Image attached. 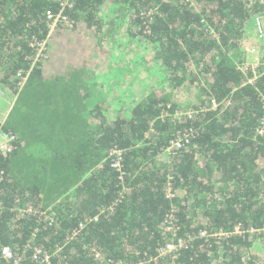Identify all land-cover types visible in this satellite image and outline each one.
Listing matches in <instances>:
<instances>
[{"label": "trees", "instance_id": "obj_1", "mask_svg": "<svg viewBox=\"0 0 264 264\" xmlns=\"http://www.w3.org/2000/svg\"><path fill=\"white\" fill-rule=\"evenodd\" d=\"M58 8L0 0L18 137L0 161V244L21 264H264V45L255 69L244 52L264 0H78L49 35ZM124 56L158 83L128 106L109 84ZM171 240L184 247L162 253Z\"/></svg>", "mask_w": 264, "mask_h": 264}, {"label": "built area", "instance_id": "obj_2", "mask_svg": "<svg viewBox=\"0 0 264 264\" xmlns=\"http://www.w3.org/2000/svg\"><path fill=\"white\" fill-rule=\"evenodd\" d=\"M77 1L78 0H58V6H59L58 11L55 12V11L50 10L46 13V19H47V22L50 28L49 35H52L61 26H66L69 28L73 27V22L70 20L67 14V11L69 9H72L76 5ZM262 17L263 18H259L258 20H256L255 30L257 32L258 39H260L261 42H264V15ZM47 43H48V40L34 42L31 44V47L34 49L36 53V56H35L36 62L45 56V53L47 50ZM246 50L249 54H253L256 56L260 54L261 60H262L263 53L261 51V48L251 47V48H247ZM261 60L256 65H253L249 62H247V65H250L255 69V67L260 65ZM4 126L5 124L3 122H0V161L3 157L5 158L11 153H13L18 145L17 135L13 131H6ZM257 133L261 137H264V118L262 119V122L257 129ZM172 147L181 148L182 147L181 140H177L173 142ZM109 154H110V158L112 162L111 163L112 167L121 171L123 151L120 149L114 148L110 150ZM2 179H3V169L1 168V165H0V182L2 181ZM168 192H169L168 197H173L172 194L170 193L171 189H169ZM29 212L34 213L32 209H30ZM95 220H97V218H95ZM81 227L83 228L84 225L82 224ZM171 229L172 227L169 228V230ZM201 235L203 237H206L207 234L203 232L201 233ZM184 243L185 241L183 240H179V241L171 240L164 248L165 251H162V250L161 251L162 253L174 252L177 249V247H184ZM33 250H34V254H33L34 260L44 261L46 263L50 262V255L48 254V252L44 251L41 247L36 246L33 248ZM2 262L3 263L11 262L12 264H21V258L16 255L12 247L0 244V264Z\"/></svg>", "mask_w": 264, "mask_h": 264}, {"label": "rangeland", "instance_id": "obj_3", "mask_svg": "<svg viewBox=\"0 0 264 264\" xmlns=\"http://www.w3.org/2000/svg\"><path fill=\"white\" fill-rule=\"evenodd\" d=\"M124 30L125 28L121 31V35L118 36L121 40V43H124L125 40H127L126 32ZM247 40L248 45L244 49V52L249 54L246 49L251 47L261 48L262 50L264 42H261L260 39H258L253 21H251L250 30L247 31ZM50 49L51 45L49 46V50ZM139 57V55H136L133 57V60H139ZM133 60H130L129 56L119 57L114 61L116 62L115 64H119V67L113 68L111 66V69H109V71L111 72L109 84H114L113 88H115L117 94L122 95V99H120V101L118 102L121 103V105L127 104L126 106H128L127 102L135 99L134 97H136L139 93H142L146 89L150 88L153 83L158 84L153 80V77L149 73H145L144 70L139 69L137 66L134 67L136 63H134ZM114 62L111 61V64H114ZM1 73L2 72L0 70V122H3L6 126V122L8 121L9 117V123H11L14 119V112L16 110V108L14 109V107L16 105L17 98L15 97V94L9 92V90L5 88L1 83V80L3 78ZM112 77H114V80L111 79ZM120 83H124L126 85L120 86ZM130 85H134L133 89L129 87ZM260 164L264 167V161H261Z\"/></svg>", "mask_w": 264, "mask_h": 264}, {"label": "crops", "instance_id": "obj_4", "mask_svg": "<svg viewBox=\"0 0 264 264\" xmlns=\"http://www.w3.org/2000/svg\"><path fill=\"white\" fill-rule=\"evenodd\" d=\"M247 60H248L249 63H251L253 65H256L261 60V56H260V54L258 56L253 55V54H248L247 55Z\"/></svg>", "mask_w": 264, "mask_h": 264}]
</instances>
